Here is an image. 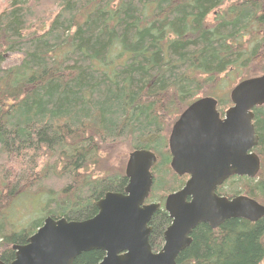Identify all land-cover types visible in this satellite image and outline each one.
Listing matches in <instances>:
<instances>
[{"label": "trees", "instance_id": "1", "mask_svg": "<svg viewBox=\"0 0 264 264\" xmlns=\"http://www.w3.org/2000/svg\"><path fill=\"white\" fill-rule=\"evenodd\" d=\"M42 30L29 31L50 17ZM7 52L21 60L5 66ZM264 73V0H7L0 8V260L15 258L46 216L84 220L108 191H124L116 149L158 157L146 202H160L150 225L154 251L171 218L166 196L188 175L171 168L169 134L196 98L232 105L238 78ZM261 159L256 177L238 176L219 194L264 204V105L254 108ZM40 194L45 216L17 230L7 209ZM177 264H264V217L200 223ZM100 249L74 264H98Z\"/></svg>", "mask_w": 264, "mask_h": 264}, {"label": "water", "instance_id": "2", "mask_svg": "<svg viewBox=\"0 0 264 264\" xmlns=\"http://www.w3.org/2000/svg\"><path fill=\"white\" fill-rule=\"evenodd\" d=\"M232 105L221 116L218 98L200 96L179 115L169 134L171 168L188 175L184 186L164 201L171 223L164 244L154 251L150 221L160 202H146L153 185L152 168L158 157L150 149L129 153L124 191H108L96 205L98 212L84 220L45 217L24 244H14L15 258L0 264H74L83 252H105L98 264H177L179 254L200 224L219 227L227 219L257 221L264 204L238 194L219 195L217 189L230 176L254 178L261 159L254 151L259 142L254 108L264 105V73L240 79L230 90Z\"/></svg>", "mask_w": 264, "mask_h": 264}, {"label": "rangeland", "instance_id": "3", "mask_svg": "<svg viewBox=\"0 0 264 264\" xmlns=\"http://www.w3.org/2000/svg\"><path fill=\"white\" fill-rule=\"evenodd\" d=\"M7 0H0V8L6 3ZM50 17L42 22H36L29 31H36L44 29L49 21ZM22 58L21 52H7L5 66H10L18 63ZM241 78H238L239 81ZM129 148L126 144L120 145L113 153L110 159V165L113 166H126V162L129 156ZM153 201V200H152ZM151 202V201H150ZM47 205L46 199L44 200L40 194L23 195L16 199L7 209L9 219L15 224L17 230H21L29 223L41 219L45 216V207ZM2 237L0 236V243ZM3 250L2 244H0V253Z\"/></svg>", "mask_w": 264, "mask_h": 264}, {"label": "flooded vegetation", "instance_id": "4", "mask_svg": "<svg viewBox=\"0 0 264 264\" xmlns=\"http://www.w3.org/2000/svg\"><path fill=\"white\" fill-rule=\"evenodd\" d=\"M180 115V114H179ZM222 117L224 116V115H221ZM179 117V116H178ZM176 121V120H175ZM175 121H174V123H175ZM173 123V124H174ZM173 126V125H172ZM172 129V128H171ZM237 177H238V175H232V176H230L222 185H223V187H225V188H227V184H228V182L229 181H233L234 179H237ZM222 185H220V186H222ZM217 192H218V194H219V192H220V190H219V187H218V189H217ZM219 195H222V194H219ZM223 196H226V195H223ZM228 197V196H227ZM232 197H234V196H229L228 198H232ZM152 202V201H151ZM154 202V201H153ZM15 251V250H14Z\"/></svg>", "mask_w": 264, "mask_h": 264}]
</instances>
